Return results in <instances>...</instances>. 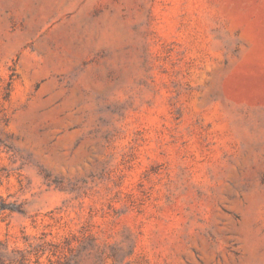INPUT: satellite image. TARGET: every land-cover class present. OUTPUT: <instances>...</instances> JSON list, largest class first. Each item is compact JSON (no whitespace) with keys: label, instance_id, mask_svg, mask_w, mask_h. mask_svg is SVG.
<instances>
[{"label":"rangeland","instance_id":"rangeland-1","mask_svg":"<svg viewBox=\"0 0 264 264\" xmlns=\"http://www.w3.org/2000/svg\"><path fill=\"white\" fill-rule=\"evenodd\" d=\"M0 264H264V0H0Z\"/></svg>","mask_w":264,"mask_h":264}]
</instances>
